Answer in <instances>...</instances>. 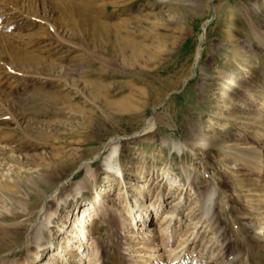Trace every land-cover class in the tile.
<instances>
[{
  "label": "rangeland",
  "instance_id": "374dc122",
  "mask_svg": "<svg viewBox=\"0 0 264 264\" xmlns=\"http://www.w3.org/2000/svg\"><path fill=\"white\" fill-rule=\"evenodd\" d=\"M40 244L42 264H264V0H0V264Z\"/></svg>",
  "mask_w": 264,
  "mask_h": 264
},
{
  "label": "bare ground",
  "instance_id": "6f19581e",
  "mask_svg": "<svg viewBox=\"0 0 264 264\" xmlns=\"http://www.w3.org/2000/svg\"><path fill=\"white\" fill-rule=\"evenodd\" d=\"M83 20H85V21L83 22ZM83 20L82 21L80 20L81 25L83 23L87 22V23L90 24V27H91V33L87 34V36L91 37L90 38L91 40H94L92 38H99L100 39L99 45L102 47V48L101 47L99 48L100 51L105 52L106 55H107V53H112V55H114V56L119 55L120 57L121 56H126L127 53H129V55H130L129 58L131 59L132 62L139 58V56L136 54L137 51H138L136 49L138 44L136 43V41L134 39V36L132 35L131 32H128L127 30L124 31V32L122 30H117L116 31L117 34L115 35L114 33H112L111 27L108 24L103 23L102 21L99 22V21H97V19H95L93 17L92 18L88 17L86 19L84 18ZM127 38H129V39H127ZM132 39H133V41H132ZM141 50L145 51L144 49H141ZM141 53L142 52H140L139 54L142 56ZM199 56H200V50L198 51L197 59L199 58ZM30 58H34V57L29 55V56L26 57V60H29ZM108 104H110L111 107L114 106L112 103H108ZM153 128H154V126H153L152 121H149L146 124L145 128L142 130V133L147 134ZM201 143H202V146L204 148H206L209 145L210 142L204 140ZM107 148L109 149V151H108V153H107V155L105 157L104 163H105V166L108 169H113L114 168L113 162H114L115 157L118 156L119 148H118V145L116 144V141H114V140L110 141V143L107 145ZM257 165L258 164H254V166H252V167L256 168ZM80 192H81V189L78 191L77 195H79ZM56 195H57V193H55L54 195H52L50 197L47 196L48 200L46 201L45 204L42 205L41 209L39 210V215L41 217H43V215H44V213L46 211L47 203L50 201V199L55 198ZM133 212H136V208L133 209ZM135 218H134V220H135ZM136 220H137V218H136ZM135 226L138 227V224H136ZM142 226H143V224H142ZM121 227H123V226H121ZM46 228H47V222H45L44 220L42 221V219H41V221L37 225L34 224L33 232H32V235L29 237V239L31 240V239L34 238V240H36L37 242L40 243L41 240H43L41 232H42V230H44ZM64 228L65 227H60V231L59 232L61 234H63V233L65 234V231H64L65 229ZM143 228L144 227H141L140 229H143ZM147 235L152 236L149 233H147ZM170 239H172V238H170ZM52 248L55 250L54 243L52 245ZM161 248H163V247H161ZM42 249H43V246L40 244L38 246V249L36 251H34V253H33L34 259L33 260H28L24 264H42V262H43ZM63 251L64 250H62V252ZM66 251H64L63 254H61L62 256L60 255L61 258L63 260H65V262H67V260H69V259H67V256L69 255V253L66 252ZM189 253H190V251H187V250H186V252H181L180 254L174 253L172 251V252H170L169 255H167L166 259H163V258H161V256H157V255H155L153 257V259L154 260H158V262L164 260L163 261V262H165L164 264H175L177 259H181V258H183V256L186 258V256H187L186 254H189Z\"/></svg>",
  "mask_w": 264,
  "mask_h": 264
},
{
  "label": "water",
  "instance_id": "95a60500",
  "mask_svg": "<svg viewBox=\"0 0 264 264\" xmlns=\"http://www.w3.org/2000/svg\"><path fill=\"white\" fill-rule=\"evenodd\" d=\"M206 27H207V24H206V25L204 26V28H203V32H204V34H205V32H206ZM200 47H201V50H202V49H203V48H202V42H201V46H200ZM200 58H201V56H200Z\"/></svg>",
  "mask_w": 264,
  "mask_h": 264
}]
</instances>
